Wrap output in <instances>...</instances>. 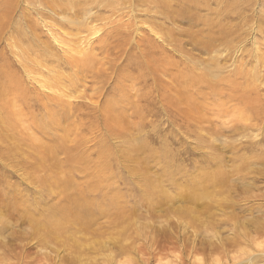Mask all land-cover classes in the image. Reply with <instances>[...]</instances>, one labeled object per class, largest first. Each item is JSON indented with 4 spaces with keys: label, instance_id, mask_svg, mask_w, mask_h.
Segmentation results:
<instances>
[{
    "label": "rangeland",
    "instance_id": "374dc122",
    "mask_svg": "<svg viewBox=\"0 0 264 264\" xmlns=\"http://www.w3.org/2000/svg\"><path fill=\"white\" fill-rule=\"evenodd\" d=\"M27 1L18 0L16 5L14 2L13 14L16 18L9 23L12 27L5 25L0 27V264H89L87 258L95 257L100 260L103 254H106L97 245L92 246L91 239L90 243L81 242L87 235H76L79 242L74 252L58 248V245H63L62 241L66 240V235L58 232V214L47 212L44 205L58 202V210H62L61 203L71 193L68 191L73 190L60 191V179H69L83 188L105 180L102 184L106 186V191L102 192L110 194L111 197L107 199L109 202L120 201V204L139 206L137 214L124 212L120 217L117 216L130 224L126 240L133 245L136 244L135 251L132 254L125 252L122 255H115L111 262L106 264H248V261L246 263L242 259L246 258V255L250 258L261 251L262 248L256 247L254 242L263 245L264 235L257 236L251 244H241L236 249H229L224 256L218 253L204 255L195 251L184 256L183 262H178L175 259V255L178 254L176 249L162 247L165 242L159 238L160 236L153 234V241H149L144 237L145 233L135 231L147 222L158 226L166 220L174 224L183 218L177 219V215L172 213L164 216L160 211L157 212V216L153 215L150 218L149 214L151 215L154 207L151 209V206L145 204L141 198H138L139 200L134 198L139 190L135 173L143 166L144 170L148 169L150 173L160 174L159 179L166 188L169 184L165 179L171 173L180 184L191 185L190 181L193 180L195 185L196 177L204 178L205 172L225 170L231 172L239 165L240 168L247 165L248 169H264V162L251 161L253 157L261 156L264 152V142L255 145L264 137V46L256 34L247 35L244 42L235 44L236 46L230 50L228 47H224L225 50L223 47L219 49L210 46L212 52L204 53L197 47L193 50L194 54L188 57L184 52L192 51H189V45L186 43L180 45L182 51H178L179 42L165 46L156 42L155 37L152 40L150 27L157 25L151 26L150 21H164L166 23L164 26L171 24L169 21L162 19L157 13L153 15L144 12L141 7L137 9L139 12L133 11L134 13L129 14L128 0H124L121 4L123 20L120 15H112L110 19L127 23L120 24L123 25L122 34L126 36L125 33L129 30L130 35L128 41L130 43L125 44V57L121 55L117 62L109 63L105 62L102 54H99L97 57L100 62L93 65V73L100 72L108 78L106 80L97 78V81L86 78L77 81L75 79L81 77V74L84 76L85 73H73L69 67H63L60 61L64 57L74 58L71 56L73 54L82 55L80 51L85 50L82 48L84 46L89 48L85 42L87 37H91L88 35L89 31L86 27H80L79 30L64 25L63 15L43 7L42 9L49 15L38 18L32 6L35 8L41 6L35 0L29 3ZM258 2L260 3V0ZM22 9L30 13L29 17L37 25L34 32L39 35L40 43L53 44L50 50L56 55L40 57L37 49L35 51L34 48L29 49L26 43H23V36L28 32L25 30L24 18L18 14ZM145 13L149 15L145 16ZM16 23L22 26L19 28ZM100 23L94 22L92 25L98 27ZM16 28L18 29L14 31ZM157 28L156 30L161 31ZM52 31L57 33V36H53ZM53 37H57L56 41ZM118 42L120 41H114ZM143 43L153 45H149L150 48L141 54L137 49L146 45ZM126 54L131 58L127 59ZM108 56L109 59H115L116 55ZM213 59L216 63L212 61ZM208 60L209 63L213 62L212 65H216L214 69L216 72L213 74L218 76L216 80L218 84L215 83L217 85L215 90L205 85L200 86L197 83L195 85L191 80L181 84L180 71L182 74L192 75L190 72L192 66V69L199 73L205 64H209ZM208 66L211 68L210 64ZM184 67H187L186 70ZM88 75L91 76L90 71ZM210 78L215 81L213 75ZM246 89L250 91L252 98L250 105L243 104L247 99ZM260 93L261 100L254 101ZM53 96H58L59 99L61 97L64 101L87 102L91 109L81 108L82 111L77 112L73 107V110L70 109V118H66V113L62 111L64 108L48 114L43 104L54 106L56 103L51 100ZM105 105H109L112 111L115 109L117 117L112 115L111 110L105 111L107 110ZM256 107L258 109L263 107L262 112L257 109L259 112L255 111ZM256 113L260 115L258 118ZM58 115L61 116L59 128L56 120ZM252 140L255 145L253 147L249 146ZM242 152L246 160L237 157ZM244 162L246 164H241ZM237 183L236 201H240L243 196L248 197L249 192L264 196L263 185H258L259 189L250 188L248 192H241L244 186ZM168 191L172 193L171 187ZM37 199L40 208L33 210L32 205L38 203ZM176 202L177 205L184 204L182 199ZM252 203H258V200L252 198L241 204L248 206ZM253 213V216L260 214L258 211ZM113 214L109 218L98 216V224L107 225L111 220H115L112 218L117 214ZM250 216L249 213L244 215L246 218ZM75 223H72L70 228L72 225L75 226ZM47 228L51 229V238L44 244H37L33 232L39 230L41 233L40 229ZM192 230L189 229L188 235L192 234ZM147 231L150 229H145V232ZM108 232L113 231L109 229ZM93 240L99 241L97 238ZM151 249L152 253L149 252ZM45 256H49L51 260L45 259ZM254 263L262 262L256 260Z\"/></svg>",
    "mask_w": 264,
    "mask_h": 264
},
{
    "label": "bare ground",
    "instance_id": "6f19581e",
    "mask_svg": "<svg viewBox=\"0 0 264 264\" xmlns=\"http://www.w3.org/2000/svg\"><path fill=\"white\" fill-rule=\"evenodd\" d=\"M31 1L33 0H28L27 2L29 3ZM35 1L41 6V8H35L34 6H32L34 8L33 11L36 15H38V18L46 17L47 15H49V13H46L42 9L43 7L48 10L58 12V15H63L65 19L64 20L65 22L63 23L64 25L71 28H77L79 30L80 27H86V30L89 31L88 35H90L91 37H87L85 40L86 45H88L89 48L85 46L84 47L81 46L82 48L85 49L81 51L80 49L78 50L80 51V53H82V55L73 54L71 55L72 57H74L72 59H66V57L62 56L64 58L60 62L63 64V67L64 66H66L67 68L69 67L73 73H85L84 76H82L81 74V77L76 78L75 80L77 81L81 79L85 80L86 78H90L94 81H97L96 80L97 78H104V80H106L108 78L107 75L105 76L100 72L93 73V65L97 62H100L97 57L99 54H102L103 55L102 58L105 60V62H109V63L117 62L118 58L121 57V55L125 57L124 54L126 50L125 44L130 43L128 42L130 40V35H128L129 30L127 31V29H126L127 33H125L126 36L122 34L123 25L120 26V24H127V23H123V21H119V20H117L119 22L114 20L112 21L110 19L112 15H116V16L120 15L121 16L120 18H122L123 14L121 9H123V5L121 4H123L124 0H35ZM258 1L259 0H128L127 5L129 8V12L127 13L130 14V12L137 11V9L141 7V9L144 12L159 14V16L162 19L169 21L171 24L169 25L167 24L164 26V24H166L164 23V21L162 22L150 21V23H152L151 26L157 25L156 27L148 26L150 27V30L152 32L150 35L152 40L157 38L156 42H160V44L163 43L164 45L165 44L174 45V43L179 42L178 47L176 46L178 51H182L180 45L186 43V45H189V51H192V53L191 52H187V53L184 52V53L186 54V56L191 57V54H194L193 50H195V48L197 47L198 50H200V52L204 51V53H209V51H211L210 49L212 47L210 48V46H213L214 48L217 47L219 49H221L222 47L223 48L228 47L229 48L228 50H230L231 48H234V46H236L235 44L237 43L240 44L241 42H244L246 40V36L249 34L252 35L256 34L257 38L261 40L260 43L262 44V46H264V1L262 0L263 2H261L260 0V3ZM14 2L16 5V2H18V0H0V27L4 25L6 27L9 26L12 27V25H9V23H12L16 18V16L13 14L15 11L13 10ZM147 13H145V16ZM18 14L20 17L24 18L25 30L28 32L25 35L23 33L24 35L23 36L24 41L22 40L23 43L25 42L29 49L34 48L33 49L34 51L35 49H37L38 50L37 52H39L38 56L40 57L46 58L56 55L55 53H53L52 50H50V46H52L53 44L50 43L51 45H43L40 43L39 35H36V33L34 32L37 29L36 28L37 25L34 24L31 18L29 17L30 13H28L27 10L24 11V9H22L20 12H18ZM145 20L147 19L145 18ZM20 21L22 22V20ZM57 22L58 24H61L60 21ZM94 22H101L99 24L100 26L98 27L93 26L92 23ZM17 26H19L20 28V26L22 25L18 23ZM157 27H163V28H157ZM156 28L161 31L156 30ZM17 29L18 28L14 29V31ZM248 29H250L249 33H248ZM187 32H190L192 35ZM53 33H54L53 36L54 35L57 36L56 35L57 33L55 32ZM92 36H94L93 40H92ZM138 36L140 35L138 34ZM144 36L145 35H143V39ZM53 38L56 41L57 37L56 38L53 37ZM140 38L142 39V37H139V39ZM60 40L58 39V41ZM115 40H119L120 42L118 43L120 45H118V43H114ZM152 42L154 43V41ZM141 43L139 45H141ZM146 43H148V41ZM146 43H143V45ZM149 45H151V43L142 46V48L139 47L137 49V52L143 54L144 51H147V49L150 48ZM119 46L120 49H118ZM118 52L120 53V55H117ZM108 55H116V56L115 59L114 58L109 59L110 56ZM137 55H135V57ZM126 57L127 59L131 58V56L127 54ZM141 59L143 60V58ZM193 59L195 58L193 57ZM214 59L212 61L215 62ZM212 61L209 63L208 60L207 63H209L211 66L213 63ZM60 62H58V66ZM183 64H185V62ZM208 65L205 64L202 67V71H199V73L194 71L192 69V66H190L191 68L190 67L189 68L191 69L190 72H192V75L190 73L182 74V71H180L181 84H184L186 80H191L193 84L197 83L200 86L205 85L208 86L209 89L215 90V86H217L216 84H218L216 83L218 76L213 74L214 71L216 72V70H214L216 65L213 64L212 66L214 67L211 66V68ZM185 68L187 67H184V69ZM89 71L91 73V76L88 75ZM234 71L235 73L237 72L236 70ZM150 75L152 76L153 74ZM212 75L213 78H215V81L210 78L212 77ZM223 78L225 79V77ZM14 89L15 86L13 87V90ZM257 89L259 88L257 87ZM241 90L243 91V89ZM261 94L262 93H260L259 95L256 94L258 95V98H256V100L254 101H258V100L260 101L261 99L259 98H262ZM245 96L247 99H245L246 103L243 104L250 105L252 98L250 97V91L247 89L245 91ZM52 98L51 100H53V103H56L54 106H52V104H47V103L43 104V106L45 105L48 114H50L51 111H54L56 109L61 111L64 108L66 109V111H64V109L62 111L66 113L65 115L67 116L66 118H70L69 117L71 116L70 109L73 110V107H75V111L77 112H79V110L82 111L81 108L82 109L90 108L89 107L90 105L87 102H78V101L72 102L69 100L64 101L61 99V97L59 99L58 96H53ZM253 105L256 104L253 103ZM104 107L107 110L105 109L103 110L105 111L111 110V112H113L112 115L114 116L117 115L114 112L115 109H113L112 111L109 105H105ZM258 107L255 108V111L257 110L261 111L263 109V107L262 108L260 107V109H258ZM263 115H261V117ZM92 116L93 115H91V117ZM256 116L258 118V116L260 115H257L256 113ZM60 117L59 115H58V119H56L55 117V119L58 120V128L60 127L59 126ZM46 123L49 122L46 121ZM253 140L249 144V146L251 147L258 145L260 142H264V137L261 139V141L256 142L255 145H253ZM243 155L244 153L242 152V154H238L237 157L244 159ZM251 161L260 162V163L264 162V152L262 153L261 156L256 155L255 157H253V160ZM241 164H246V163L244 162ZM239 166L238 168L235 167V170L234 171L232 170L231 172L226 170L224 172L223 171H215L213 173L208 172L209 174L205 172L204 178L199 176L196 177L195 185L193 184L194 182L193 180L190 181L192 182L191 185L188 184L182 185L177 181L176 178H174L173 173H171L170 175L168 174V177L165 179V182L167 181V183L169 184L168 188L171 187L172 193L168 191V188H166L164 186V183L161 182L162 180L159 179L160 174L150 173L148 169L144 170V166H143V168H140L135 173V177L137 179L136 184L138 185L139 190L138 193L135 194L136 196L134 199L137 200L138 198H141L142 201L144 200L145 204H148L149 207L151 206L150 207L151 209L152 207H154L152 209V212H150L151 215L146 211L147 214H149L150 218H152L151 216L153 215L157 216V212L160 211L163 213L164 216H168L170 213H172L174 215H177V219L183 218V220L177 221L174 224L170 223L169 220H166L165 223L158 226L155 225L154 223L147 222L142 224V226L137 231H135V233L136 232L137 233L140 232L143 234L145 233L146 235L144 237L148 238L149 241L151 240L153 241L154 239L153 234H155V236H160L159 238H161V240L165 242V243L163 242L164 244L162 247H170L171 249L174 250L176 249L178 254L175 255V259L180 263L183 262L184 256H187L195 251H198L204 255H209L210 253H218L224 256L226 253L229 252V249L233 250L236 249V247H238L241 244L248 245L251 244V242L253 243V240L255 241L257 236L264 235V196L261 197L259 193L252 194L249 192L248 197L243 196L241 197L240 201L239 200L236 201L235 190H237L236 189L238 185L237 182H239L244 186V189H241V192H248L250 191V188L259 189V187H257L258 185L264 186V169L263 170H259V169L257 170V168L248 169L247 165H244V168H240ZM150 174H152V176ZM201 175L203 174L201 173ZM59 181L61 187L60 191L64 192L69 189L73 190V191H68L71 193L67 195L66 199L63 200V203H61L62 210L61 209L58 210L57 207V204H59L58 202H55L56 204L51 203V205L49 204L47 206L44 205V210H47V212L50 213L56 212V215L58 214L59 217L58 232L61 231L66 235V240L62 241L63 245L62 246L58 245V248H62V249L64 248L66 250L69 249V251L74 252L76 250V244L79 242V238H77L76 235H87V238L83 239L81 242L90 243L91 241L92 246L97 245L98 248L106 252V254H103L100 260L95 257L87 258V262L89 264L110 263L111 260L115 257V255H120V254L122 255L125 252L132 254V252L135 251L136 244L133 245L130 242H128V240H126L127 239L126 232H128L130 228V224L124 218H119V217L124 212L137 214L138 210H140L137 204L135 205L120 204L121 203L120 201H118V203L109 202V200L107 199L111 197L110 194L102 192V191H106L105 190L106 186L102 184L105 182V180H102V182L100 180V182L97 185H90L88 188L86 187L87 185L85 184H82L83 186L86 187L83 188L80 185L71 182L69 179L68 180L60 179ZM215 189L217 190V192H215ZM252 198L257 199L258 203H252L248 206L241 204L245 200H250ZM181 199L184 204L177 205L176 201ZM170 200L172 201L168 203V201ZM36 201H38V199ZM198 201L200 202L198 203ZM134 202L138 203V201H134ZM174 203L176 206L173 205ZM36 208H40L39 201L38 203L32 205L33 210H35ZM112 211H115L117 213L113 214ZM256 211H258V213L260 214L253 216L254 214L253 212ZM247 213L251 214L249 218L244 217V215H246ZM112 214L113 215L117 214L115 217L112 218L115 220H111L109 223H107V225L98 224L97 222L98 216L109 218L111 217ZM142 216L144 215L142 214ZM149 216L147 217L149 218ZM242 217L244 218L241 219ZM71 222L72 223L76 222L75 223L76 225L75 226L72 225V228H70L71 227L70 225L72 224ZM221 227L222 229H220ZM190 228L193 229L192 234L188 235ZM109 229H112L113 232L109 233L108 232ZM145 229H150L151 232L150 231L145 232ZM40 231L41 233L39 232V230L34 231L33 238L36 240L37 244H44L46 241L49 240V238H51V229L50 230L49 228L45 230L40 229ZM142 236L143 235L141 234L140 237ZM137 237L139 238L138 234L136 235V238ZM95 238H97L99 241L95 242L93 240ZM134 240L135 239H133V241ZM156 243L158 244L159 242ZM254 243L256 244L255 245L256 247L262 248L260 249L261 251L256 254H253L252 256L250 255L251 256L250 258L248 255H246L247 257L242 260H244L246 263L248 261V264L251 263L256 264L254 263L256 260L261 261L262 262L261 264H264V244L259 245V243L256 242ZM113 249H115L114 254H113ZM149 252L152 253L153 250L151 249L149 250ZM150 253L148 254L150 255ZM151 256L153 258V254ZM45 259L51 260L49 256H45ZM139 259L142 258L139 257Z\"/></svg>",
    "mask_w": 264,
    "mask_h": 264
}]
</instances>
